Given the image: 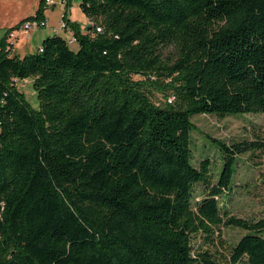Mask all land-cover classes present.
<instances>
[{"label":"trees","instance_id":"trees-1","mask_svg":"<svg viewBox=\"0 0 264 264\" xmlns=\"http://www.w3.org/2000/svg\"><path fill=\"white\" fill-rule=\"evenodd\" d=\"M46 9L38 0L21 22ZM80 9L85 33L66 20L75 51L57 35L21 58L0 43V264H221L193 254L192 240L214 246L225 226L247 232L231 264H264V216H228L218 201L237 157L264 137L212 140L216 182L190 148L195 115H264V0H81ZM24 79L36 109L15 84Z\"/></svg>","mask_w":264,"mask_h":264},{"label":"rangeland","instance_id":"rangeland-1","mask_svg":"<svg viewBox=\"0 0 264 264\" xmlns=\"http://www.w3.org/2000/svg\"><path fill=\"white\" fill-rule=\"evenodd\" d=\"M81 0H71V14L74 24L80 30L87 27L85 15L80 9ZM35 2L32 0H0V43H14L16 39H9V23L19 16L27 18L35 14ZM54 9H48V17H56ZM43 29L30 32L33 39L29 42L28 52H35L41 44L40 35ZM75 51L77 45L70 46ZM164 57H171L174 53L172 47L162 50ZM14 54V53H13ZM135 80L141 79L138 76ZM32 80H15L17 88L25 94V98L32 108H37V99L32 88ZM152 101L156 104H164L165 93L156 87H149ZM168 101V100H167ZM194 130L191 131V162L197 167L198 164L208 159L212 181L216 182L222 166L221 153L215 141H221L227 145L247 141L256 143L264 137V115L262 114H237L232 116L217 117L211 115H195L191 118ZM204 188L200 185L194 189L195 200H198ZM225 198H219L221 212L238 219L257 221L264 216V148L249 150L236 159V171L232 179L231 189L224 193ZM247 232L243 229L225 226L221 228L215 245H207L202 237L197 236L192 240L193 254L207 250L221 264H231L230 249Z\"/></svg>","mask_w":264,"mask_h":264},{"label":"crops","instance_id":"crops-1","mask_svg":"<svg viewBox=\"0 0 264 264\" xmlns=\"http://www.w3.org/2000/svg\"><path fill=\"white\" fill-rule=\"evenodd\" d=\"M4 1V3H6L7 1H14V0H2ZM35 5V8L34 9H37L38 7V0H32ZM68 6H69V9H68V13L66 15V18L68 21H70L71 23L74 22L73 18L70 16L71 14V0L68 1ZM48 9H54V10H57L56 11V17H48ZM36 11V10H35ZM64 11V7L63 6H59V5H55V6H52V7H49L47 8L45 11H44V21H45V27L43 28V31L41 32V37H40V40H41V43L42 41L47 38V37H53L55 35L57 36H61L62 34L59 33V34H55L54 33V30L56 29V27L58 26V22H59V18H60V15L62 14V12ZM28 17H31V16H28ZM27 17V18H28ZM26 18L24 17H18V18H15L13 19V21L11 23H9L8 25V28H14L15 25L19 22H21L22 20H24ZM86 19V22H87V26L90 25V22L89 20L85 17ZM86 27H83L81 30L82 32H86L85 30ZM34 32V31H33ZM32 32V33H33ZM33 39L32 36H30V34H19L16 41L12 44V53L16 54L17 56H19L20 58L25 56L26 54H29V53H33V52H28V44L29 42ZM41 45V44H40ZM39 45V46H40Z\"/></svg>","mask_w":264,"mask_h":264},{"label":"built area","instance_id":"built-area-1","mask_svg":"<svg viewBox=\"0 0 264 264\" xmlns=\"http://www.w3.org/2000/svg\"><path fill=\"white\" fill-rule=\"evenodd\" d=\"M68 1L69 0H45V5L47 8L59 5L64 7V11L60 15L58 26L54 30L55 34L61 33L63 39L65 40V43L67 46H72L76 44V38L74 35V32L69 27L67 23L66 15L68 13ZM45 27V21L39 20V19H32L24 22L17 23L15 27L8 33L9 39H17L19 34H28L32 31L43 29ZM101 31L100 27H95V32L99 33ZM13 43H8L7 45L12 47ZM38 51L41 52L42 49L39 47Z\"/></svg>","mask_w":264,"mask_h":264}]
</instances>
